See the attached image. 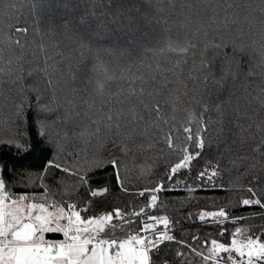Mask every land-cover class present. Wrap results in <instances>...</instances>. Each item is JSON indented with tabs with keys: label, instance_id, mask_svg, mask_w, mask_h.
I'll list each match as a JSON object with an SVG mask.
<instances>
[{
	"label": "snow or ice",
	"instance_id": "obj_1",
	"mask_svg": "<svg viewBox=\"0 0 264 264\" xmlns=\"http://www.w3.org/2000/svg\"><path fill=\"white\" fill-rule=\"evenodd\" d=\"M26 7L20 0H5L0 5V22L7 29L5 44L11 48L13 45L21 51L26 47V41L20 37L27 36L28 27L15 29L16 39L12 32L14 21H23L26 25L31 23V31L40 35L41 49L45 51V67L39 65L29 69L28 75L33 72H42L47 78V89L32 87V97L26 96V86L20 89V100L16 105V113L21 125L29 118L30 109H35V119L27 124L23 131L8 135H0V146L15 148V156L19 160L29 157H38L39 170L36 176L41 181L57 180V173L61 183L64 179L71 178V187L75 189L64 193L69 201L64 203L63 195L59 201L50 203L49 187L42 189L43 195L36 193H14L3 178L5 165L0 163V264H264V222L259 225H250L247 228L235 226L242 220L252 217H243L240 207H259L258 216L264 220V128L257 125L261 132L259 140L252 139V152L255 154L253 163L249 164L243 173H238L237 181H229L225 187L222 181L221 157L205 158V148L213 143L227 145V136L232 134L226 121V105L230 100H218L215 104L210 102L212 88L218 96L241 77L255 75L254 67L248 64L247 70L244 61L239 57L246 53L243 45H238L234 40L222 38L219 43L206 42L200 50L198 64L194 61L195 75L190 74L192 89L190 102L183 109L184 119L171 121L162 116L163 109L168 106L165 100L162 105L159 100L149 96V102L144 100V90L134 86L135 76L128 74L121 79H127L128 87L126 96H117L115 103H127L132 106V114L137 121L143 117L135 111L136 104L133 99L149 112L156 115L155 126L162 133L160 155L165 159L163 172L153 178L145 179V186L138 192L129 193L128 168L121 156L130 152L129 141L132 139L130 132L121 131L120 118L123 109L100 115V110L93 112V105L85 95H80L73 88L63 100L57 98L51 86L53 80L48 72L47 48L55 50V55L60 57L54 67L66 65L65 78L70 83H75L77 75L83 70L88 72V61H95L93 68L105 66V57H115L117 62L128 60V67L134 64L143 65L144 58L149 52L155 56L157 48L155 36L148 39L144 30L150 29L151 33L160 34L168 32L171 27L167 15V7L161 0H57L55 7L51 0H31L27 5V15L22 12ZM57 10L62 13L57 16ZM264 11V0H262ZM35 17L34 19H29ZM223 26L227 28L229 21L225 19ZM187 26V23L185 24ZM210 25L200 24L197 32L205 30ZM50 43L45 45L44 39ZM233 46V52H221L228 44ZM152 44L151 48L147 47ZM191 45L180 41H169L168 49L186 54ZM211 47L214 55L210 59L205 49ZM163 51V50H161ZM216 56L222 57L220 75L213 71V61ZM261 56L264 58V48ZM180 62L177 61V64ZM8 71L11 72V60L8 61ZM264 72V59L261 63ZM23 79L24 69H19ZM3 71V70H0ZM89 84L93 83L89 76H85ZM155 79V77H153ZM211 79L212 88L209 87ZM173 81L164 78L160 87L172 91ZM98 90L104 88V83L96 80ZM186 88V85H185ZM124 89L121 86V93ZM46 92H51L46 95ZM185 94H189L187 91ZM178 100V98H177ZM264 104V100H261ZM78 104L86 106L84 113L75 111ZM173 111L176 110L175 102L172 103ZM215 110L218 119H213L210 113ZM86 116L87 124L82 128L92 129L91 134L99 137L103 128L108 135L112 129L116 134L111 140L112 149L108 150L104 142L100 150L83 160L76 159L68 164L61 157V138L64 125L76 117ZM168 127L165 130L164 125ZM234 126L241 132L244 126L238 121ZM251 127V125H249ZM227 128V130H226ZM35 133V139H33ZM245 139L240 141L241 147ZM232 143H236L235 140ZM153 145L149 144L148 148ZM2 154V153H0ZM159 159V157H158ZM237 159H248L237 157ZM229 164L237 167L236 160H229ZM155 165H153L154 167ZM111 169V171H108ZM32 169H22L21 174L28 173L31 178ZM96 172H105L113 184L92 189V180ZM251 175L252 179L245 183L240 176ZM34 186V182H33ZM123 189L125 193L145 199L144 206L138 211L130 212L127 205L121 207L107 203L91 201L85 207L83 196L91 189V197L101 193H108L111 188ZM167 191H182L193 193L199 191H227L241 193L236 196L232 204V196L222 199L230 203L217 206L216 197H204L213 201L215 210L199 209L198 212H188L184 207H174L175 216L168 214L149 215L147 209L157 213L168 209L175 203L183 205L182 200L167 202L161 199V193ZM79 197L77 200L76 198ZM37 199L43 200L36 203ZM188 206H191L190 198ZM52 210H49V209ZM103 209V210H101ZM182 221H198L206 225L214 223L217 231L205 233L203 239L197 233L183 235ZM233 224L234 231L228 225ZM135 225V227H133ZM256 229V231H253ZM47 233L61 234L63 239L46 238ZM212 237V238H210ZM230 239V243L227 242ZM223 240V242H222ZM187 250V251H185Z\"/></svg>",
	"mask_w": 264,
	"mask_h": 264
},
{
	"label": "trees",
	"instance_id": "obj_2",
	"mask_svg": "<svg viewBox=\"0 0 264 264\" xmlns=\"http://www.w3.org/2000/svg\"><path fill=\"white\" fill-rule=\"evenodd\" d=\"M5 0H0L2 5ZM55 7L57 0H51ZM166 5H174V7H167L164 15H167L171 22V27L168 32L160 34L151 33L150 29H145V35L149 40L155 36L156 41V54L153 56L149 52L148 57L144 58L143 65L139 63L134 64L131 68L128 67L130 61L124 60L117 62L115 57H105L106 67L97 66L93 68L95 61H88V72L84 73L83 70L77 75L76 82L70 83L66 78V65L61 67H54L56 61L60 60L59 56L55 55V50L51 47L47 48L48 56V72L53 80L51 86L52 91L55 92L58 99L63 100L71 89L75 88L80 95L88 97L90 103L93 105V112L100 110V115L107 113L109 109L113 112L123 109L120 118L121 131L130 132L132 139L129 141L130 152L127 155L121 156L128 168L129 179V193L138 192L145 186V179L153 178L163 172V165L166 163L165 159L160 155V149L165 145L161 142L162 133L154 122L156 115L154 112H149L148 108L139 104L135 99L133 103L136 104L135 111L142 117V121H137L136 117L132 114V106L127 103H115L117 96H126L128 81L121 79L128 74L135 76L137 79L133 82L134 86L139 90L143 87L144 100L149 102V96L159 100L164 104L165 100L169 101L167 107L163 109L162 116L171 121L173 117L176 121L184 119L183 109L185 105L190 102V93L193 87L190 74L195 75V66L200 60V50L204 48L206 42L219 43L222 38L234 40L236 44L243 45L246 53L239 58L244 61L245 70L248 64L251 63L254 67L255 75L241 77L235 83H229L228 87L223 91L222 95L217 94L211 85L209 79V87L212 88V94L209 97L210 102L215 104L218 100H230L226 107V121H231L233 124H228L227 127L231 128L232 134L227 136L228 144L221 143L219 146L213 143L210 147L205 148V158L213 159L217 156L221 157V168L225 169L223 172L222 181L225 187L228 186L229 181L236 182L238 173H243L245 168L253 163L252 157L255 155L252 152V139L259 140L261 132L258 130L257 125L264 128V72L261 69L262 56L261 51L264 48V11L262 8V0H161ZM20 3L25 4L26 7L22 12L27 15V5L31 0H20ZM62 13V10H57V16ZM30 17L29 19H34ZM227 19L229 24L227 28L223 26V21ZM14 23L12 32L13 39L15 29L20 27H28L29 31L27 36H21L22 42L26 41V47L21 51L20 48L13 45L9 48L5 44V37L7 29L0 22V135H8L18 131H23L27 124H31L35 119V109H30L29 118L25 121L24 125L19 123L16 113V105L20 100V89L26 86L28 91L26 96L32 97V87H40L47 89V78L42 72H33L31 76L28 75L29 69H35L37 65L40 68L45 67V51L41 49L42 43L40 35L31 31V23L25 24L23 21ZM187 23V26L185 24ZM210 25L205 30L202 29L197 32V26ZM169 41H180L181 43L191 45L186 54L174 52L168 49ZM43 43L48 45L50 43L48 38H45ZM153 45L148 44L147 47L151 48ZM163 50V51H161ZM221 52H233V46L228 44L226 49H221ZM208 58L214 55L211 47L205 49ZM11 60V72L8 71V61ZM177 61L180 63L177 64ZM194 61L196 64H194ZM222 57L216 56L213 61V71L217 76L220 75V66ZM20 68L24 69L23 79H18L21 76ZM89 76L93 83L89 84L85 76ZM155 77V79H153ZM167 78L173 81L171 85L172 91L169 92L165 88L160 87V81ZM100 79L104 83L102 90L97 89L96 80ZM186 85V88H185ZM121 86H123V93H121ZM189 94H185V92ZM51 92H46L50 95ZM178 98V100H177ZM175 102L176 110L173 111L172 103ZM86 106L78 104L75 111L84 113ZM213 119H218L215 110L210 113ZM239 122L244 126L245 131L241 132L234 126L235 122ZM88 118L86 116L76 117L68 121L63 127L64 132L61 138L62 150L61 157L66 163L72 164L76 159H85L90 157L92 153L100 150V144L104 142V146L112 149L111 140L116 134V129H112V134L108 135L104 132L103 128L99 137L91 134L92 129L82 128L81 124H87ZM251 125V127H249ZM167 124L164 125L166 130ZM227 130V128H226ZM245 139L243 147L240 141ZM35 139V133H33ZM235 140L236 143H232ZM152 144V148L148 145ZM15 148H8L7 146H0V163L5 165L3 171V178L9 182L10 186L15 184L11 190L16 193H36L43 195L42 189L45 186L49 187L50 203L52 201H59L63 195L64 203L73 202L68 200V196L64 193L71 191L75 193V189L71 187V178L64 179L63 183L60 181L61 173H57V180L55 183L51 180L41 181L36 176V171L39 170L41 175L42 170L39 169L40 160L38 157H29L24 160H19L14 155ZM247 155L248 159L240 160L237 157H244ZM159 157V159H158ZM236 160L237 167L229 164V160ZM153 165H155L153 167ZM22 169H32L31 178L28 173L21 174ZM111 171V169H108ZM257 175H264V173H257ZM240 179L248 183L252 177L251 175L240 176ZM34 182V186H33ZM113 184L114 181L107 179L105 172H96L92 180V189H98L106 185ZM91 189L83 196L85 207L91 201L112 203L124 207L127 205L130 212L139 210V207L144 206L145 199L139 196L129 195L123 189L113 186L108 193H101L97 197H91ZM242 195L241 193H229L227 191H199L193 193H185L182 191H167L161 193V199L167 202L169 199L172 201L182 200L183 205L171 204L168 209L157 213L153 209H147L149 215L168 214L175 216L173 212L174 207H184L185 211L198 212L199 209L215 210L213 201L210 199H203L204 197H216L215 204L217 206H225L230 202L222 198L232 196V204L235 203V197ZM190 198L191 206L189 207ZM77 200L79 197L76 198ZM35 202L41 203L43 200L37 199ZM103 210V209H101ZM239 211L243 217H252L244 219L240 224L235 226L247 228L250 225H259L262 220L258 214L261 212L259 207H240ZM183 235L188 237L189 233H197L203 239L205 233H215L217 231L215 224H205L198 221H182ZM135 227V225H133ZM229 229L234 231L233 224L228 225ZM256 231V229H253ZM47 238L61 239L62 234H46ZM212 238V237H210ZM223 242V240H222ZM230 243V239L227 241ZM187 251V250H185Z\"/></svg>",
	"mask_w": 264,
	"mask_h": 264
},
{
	"label": "rangeland",
	"instance_id": "obj_3",
	"mask_svg": "<svg viewBox=\"0 0 264 264\" xmlns=\"http://www.w3.org/2000/svg\"><path fill=\"white\" fill-rule=\"evenodd\" d=\"M36 203H38V202H36ZM49 210H52V209L50 208ZM47 234H50V235H51L52 233H47ZM62 237H63V235H62ZM46 238H47V237H46ZM50 239H52V238H50Z\"/></svg>",
	"mask_w": 264,
	"mask_h": 264
},
{
	"label": "crops",
	"instance_id": "obj_4",
	"mask_svg": "<svg viewBox=\"0 0 264 264\" xmlns=\"http://www.w3.org/2000/svg\"><path fill=\"white\" fill-rule=\"evenodd\" d=\"M61 234H62V233H61ZM61 239H63V237H62Z\"/></svg>",
	"mask_w": 264,
	"mask_h": 264
}]
</instances>
